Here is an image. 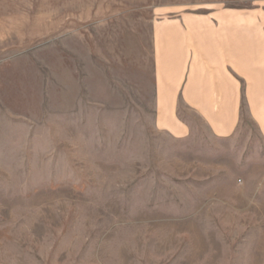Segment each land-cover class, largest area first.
Wrapping results in <instances>:
<instances>
[{
	"label": "rangeland",
	"instance_id": "1",
	"mask_svg": "<svg viewBox=\"0 0 264 264\" xmlns=\"http://www.w3.org/2000/svg\"><path fill=\"white\" fill-rule=\"evenodd\" d=\"M228 8L264 0H0V264H264V108L221 137L153 83Z\"/></svg>",
	"mask_w": 264,
	"mask_h": 264
},
{
	"label": "crops",
	"instance_id": "2",
	"mask_svg": "<svg viewBox=\"0 0 264 264\" xmlns=\"http://www.w3.org/2000/svg\"><path fill=\"white\" fill-rule=\"evenodd\" d=\"M165 27L152 55L157 105L177 99L221 137L236 128L241 100L252 116L264 108V13L228 8L180 16L177 27ZM174 122L179 133L189 130L180 119Z\"/></svg>",
	"mask_w": 264,
	"mask_h": 264
}]
</instances>
